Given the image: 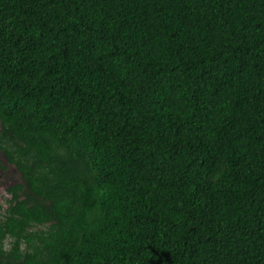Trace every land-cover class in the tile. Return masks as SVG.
<instances>
[{
  "label": "trees",
  "instance_id": "obj_1",
  "mask_svg": "<svg viewBox=\"0 0 264 264\" xmlns=\"http://www.w3.org/2000/svg\"><path fill=\"white\" fill-rule=\"evenodd\" d=\"M0 153V264H264V0H0Z\"/></svg>",
  "mask_w": 264,
  "mask_h": 264
},
{
  "label": "rangeland",
  "instance_id": "obj_2",
  "mask_svg": "<svg viewBox=\"0 0 264 264\" xmlns=\"http://www.w3.org/2000/svg\"><path fill=\"white\" fill-rule=\"evenodd\" d=\"M20 181L19 173L13 166L6 164L2 153H0V206H2L3 209L8 206L7 200L11 198L7 193V189L18 184ZM2 213L3 210L0 211V218Z\"/></svg>",
  "mask_w": 264,
  "mask_h": 264
}]
</instances>
